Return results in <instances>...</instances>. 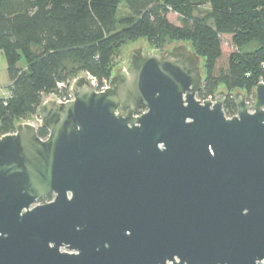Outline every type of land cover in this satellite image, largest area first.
<instances>
[{"label": "water", "instance_id": "1", "mask_svg": "<svg viewBox=\"0 0 264 264\" xmlns=\"http://www.w3.org/2000/svg\"><path fill=\"white\" fill-rule=\"evenodd\" d=\"M201 84L181 41L132 48L38 107L46 137L0 135V264H264V82L230 117Z\"/></svg>", "mask_w": 264, "mask_h": 264}, {"label": "trees", "instance_id": "2", "mask_svg": "<svg viewBox=\"0 0 264 264\" xmlns=\"http://www.w3.org/2000/svg\"><path fill=\"white\" fill-rule=\"evenodd\" d=\"M122 4L128 13L119 17ZM200 4L208 6L204 16L195 14ZM137 38L190 43L203 61L200 100L213 98L220 84L249 93L264 82V0H0V51L11 82L0 98V135L35 115L44 94L65 95L75 74L109 79L117 50ZM227 38L232 49L224 56ZM222 108L227 117L236 113L231 93ZM37 133L48 131L39 126Z\"/></svg>", "mask_w": 264, "mask_h": 264}, {"label": "rangeland", "instance_id": "3", "mask_svg": "<svg viewBox=\"0 0 264 264\" xmlns=\"http://www.w3.org/2000/svg\"><path fill=\"white\" fill-rule=\"evenodd\" d=\"M207 10H208L207 4H200V5L196 6L195 14L204 16L207 13ZM127 13H128L127 8L123 4L120 5L119 10H118V16L120 17L123 15H126ZM169 20L172 21L173 23H177L176 15L175 14H169ZM175 42H177V41L164 40L162 42L156 43V42H152V41L148 40L147 38H137V39L132 40V41H127L117 50V52H116V54L112 60V68L114 70L118 66H120L121 64L126 62L132 48L133 49L142 48V49H147V50H161V48H165V47H167V46H169ZM182 43H184L188 48L191 49L190 43H188V42H182ZM222 47H223L224 56H226L228 54V52L231 51V49H232L229 46V39L228 38H227V42L222 44ZM2 57L3 58H1V63H0V98H3V96L8 94L9 85L11 83L9 76H8V73H7L6 66H5V57L4 56H2ZM25 64H26V62H25L24 57L20 56V59H19L18 64H17L18 67L23 68V67H25ZM66 64H67V62H66ZM200 66H201V70H203L202 69V66H203L202 60H200ZM81 76H87V75L84 72H79V73L75 74L72 77V79L73 78L76 79V78L81 77ZM71 80H70V82H71ZM70 82L68 84H66L67 87L69 86ZM219 86H223V85L220 84V85H218V87ZM217 88L215 89V91L217 90ZM223 88H224V91L226 93L229 92L231 94L234 93V91L236 90V89H234V90L228 91V90H226V88L224 86H223ZM241 90H243L244 94L248 95V93L246 92L245 89H241ZM58 97L59 96L55 93L44 94L42 97V103L45 101H48V100H56ZM19 123H30V124L34 125L36 128H38L40 125V120H39V118L37 116V112H36L35 115L28 116L26 119L18 120L16 123V126ZM62 250H64V249H62Z\"/></svg>", "mask_w": 264, "mask_h": 264}, {"label": "built area", "instance_id": "4", "mask_svg": "<svg viewBox=\"0 0 264 264\" xmlns=\"http://www.w3.org/2000/svg\"><path fill=\"white\" fill-rule=\"evenodd\" d=\"M88 79L90 80V82L92 83L95 91L101 92L104 91L105 88L108 87L109 85V79H103L102 82L99 84L94 77H92L91 75H89L88 73H86ZM75 78H73L68 86V90L67 93L65 95L59 96L56 100L60 101V102H66L70 99H72V93H71V86L74 83ZM64 86L63 83H58V87ZM206 99H213L211 96H208ZM141 112H143V110H141L140 112H136V114H140ZM51 199V198H50ZM49 201V200H48Z\"/></svg>", "mask_w": 264, "mask_h": 264}, {"label": "crops", "instance_id": "5", "mask_svg": "<svg viewBox=\"0 0 264 264\" xmlns=\"http://www.w3.org/2000/svg\"><path fill=\"white\" fill-rule=\"evenodd\" d=\"M2 56H4V55H3V53L0 51V63H1V58H3ZM5 66H6V61H5ZM9 94H10V90L8 91V94H7V95L3 96V98L8 97Z\"/></svg>", "mask_w": 264, "mask_h": 264}, {"label": "flooded vegetation", "instance_id": "6", "mask_svg": "<svg viewBox=\"0 0 264 264\" xmlns=\"http://www.w3.org/2000/svg\"><path fill=\"white\" fill-rule=\"evenodd\" d=\"M142 109H138L136 112H140ZM144 111V110H143Z\"/></svg>", "mask_w": 264, "mask_h": 264}]
</instances>
